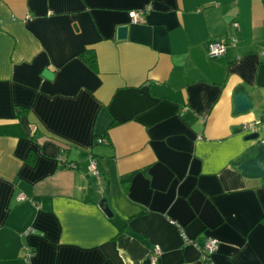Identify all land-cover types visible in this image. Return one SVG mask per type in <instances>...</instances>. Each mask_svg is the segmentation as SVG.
Instances as JSON below:
<instances>
[{"label":"crops","instance_id":"obj_1","mask_svg":"<svg viewBox=\"0 0 264 264\" xmlns=\"http://www.w3.org/2000/svg\"><path fill=\"white\" fill-rule=\"evenodd\" d=\"M258 144L264 0H0V264H264Z\"/></svg>","mask_w":264,"mask_h":264},{"label":"built area","instance_id":"obj_2","mask_svg":"<svg viewBox=\"0 0 264 264\" xmlns=\"http://www.w3.org/2000/svg\"><path fill=\"white\" fill-rule=\"evenodd\" d=\"M144 10H139V11H130L129 12V17L132 23H136L138 21H140L142 19V16L144 14ZM27 18H29V16L27 15ZM231 27L232 29H237L238 28V23L236 21L231 23ZM235 39L234 37L231 36L230 33L219 37L217 39H213L212 41H210L207 45V55L209 58L211 59H219L224 55L225 52V48L226 45L230 42H234ZM255 128V123L250 122V123H244L241 126V129L243 131H254ZM58 161L59 163H61V165L63 164L64 166L67 167H73L75 166V164L73 162L67 161L65 159V157L63 155H59L58 156ZM88 169L93 171L94 173H98V168H97V162L96 160L91 157L89 160V164H88ZM25 199V196L20 193L17 195V200L21 201ZM31 229H28L26 231V233L30 232ZM183 240L185 242H189L190 240L187 239L184 235V233H181ZM218 248V241L217 239L213 238V237H204L203 243L201 245L198 246V250L201 256V259L203 260V262L205 264H212L211 262V256L217 251ZM160 249L158 245H154L153 246V252L150 256L151 260L153 262H155L157 260V255L159 253ZM31 255V252L29 251V253L26 256V259L29 258Z\"/></svg>","mask_w":264,"mask_h":264},{"label":"water","instance_id":"obj_3","mask_svg":"<svg viewBox=\"0 0 264 264\" xmlns=\"http://www.w3.org/2000/svg\"><path fill=\"white\" fill-rule=\"evenodd\" d=\"M128 26L121 25L117 28V38L124 39L127 35ZM43 76L45 78L51 79L52 72L48 69L43 70ZM235 103V110L238 113H243L251 109L252 103L247 93L238 92L233 97ZM246 139L256 140L258 138V133L254 132L248 134ZM238 169L241 173L248 178H259L264 180V144H258L256 146V154L252 157L244 159L239 165ZM100 204H103L101 201ZM104 212L110 217L111 211L109 207L104 206Z\"/></svg>","mask_w":264,"mask_h":264},{"label":"trees","instance_id":"obj_4","mask_svg":"<svg viewBox=\"0 0 264 264\" xmlns=\"http://www.w3.org/2000/svg\"><path fill=\"white\" fill-rule=\"evenodd\" d=\"M79 57L92 69L96 68V58H95V54L93 52V50L91 49H85L83 50L80 54ZM95 140H97L96 136H95ZM245 157V155L239 157L236 161H235V165H239L240 162H242V159ZM94 158V157H93ZM95 159V158H94ZM246 159V158H245ZM96 160V159H95ZM97 162V160H96ZM97 168L98 171H100L99 169V165L97 162Z\"/></svg>","mask_w":264,"mask_h":264}]
</instances>
